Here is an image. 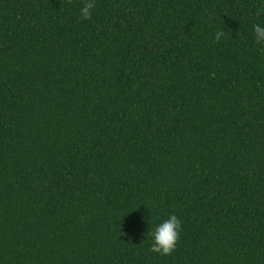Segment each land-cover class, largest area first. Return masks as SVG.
<instances>
[{
    "label": "trees",
    "instance_id": "obj_1",
    "mask_svg": "<svg viewBox=\"0 0 264 264\" xmlns=\"http://www.w3.org/2000/svg\"><path fill=\"white\" fill-rule=\"evenodd\" d=\"M95 5L0 0V264H264V0Z\"/></svg>",
    "mask_w": 264,
    "mask_h": 264
},
{
    "label": "clouds",
    "instance_id": "obj_2",
    "mask_svg": "<svg viewBox=\"0 0 264 264\" xmlns=\"http://www.w3.org/2000/svg\"><path fill=\"white\" fill-rule=\"evenodd\" d=\"M95 0H82V6L79 13L83 20L91 18L95 8ZM254 39L258 44H264V24L253 25ZM224 35L223 31H217L215 38L217 41ZM151 223V219L147 221ZM182 224L180 219L175 215H169L166 219L156 223L150 233L151 251L167 255L170 254L176 246L179 239Z\"/></svg>",
    "mask_w": 264,
    "mask_h": 264
}]
</instances>
